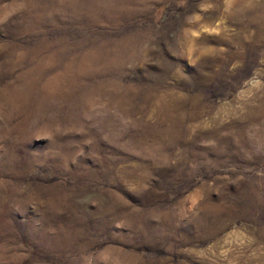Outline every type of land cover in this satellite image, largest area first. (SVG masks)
Here are the masks:
<instances>
[{"label": "rangeland", "instance_id": "rangeland-1", "mask_svg": "<svg viewBox=\"0 0 264 264\" xmlns=\"http://www.w3.org/2000/svg\"><path fill=\"white\" fill-rule=\"evenodd\" d=\"M0 264H264V0H0Z\"/></svg>", "mask_w": 264, "mask_h": 264}]
</instances>
